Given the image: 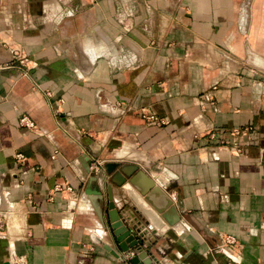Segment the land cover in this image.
Wrapping results in <instances>:
<instances>
[{
    "label": "crops",
    "instance_id": "0c3cea01",
    "mask_svg": "<svg viewBox=\"0 0 264 264\" xmlns=\"http://www.w3.org/2000/svg\"><path fill=\"white\" fill-rule=\"evenodd\" d=\"M23 114L39 134L19 126ZM83 153L101 161L94 186L152 226L158 264H228L225 236L235 264H264V0H0V219L21 201L29 233L0 232V264L10 251L27 264H131L85 193ZM126 165L155 181L172 215L111 182Z\"/></svg>",
    "mask_w": 264,
    "mask_h": 264
},
{
    "label": "water",
    "instance_id": "95a60500",
    "mask_svg": "<svg viewBox=\"0 0 264 264\" xmlns=\"http://www.w3.org/2000/svg\"><path fill=\"white\" fill-rule=\"evenodd\" d=\"M55 146L58 147L56 144ZM84 159L86 163H84ZM79 161L82 163L83 180H86L85 193L88 195L100 226L107 228L117 243L118 251L126 253L134 248L136 253L129 259L131 264H158L156 257L150 250L149 245L151 244L148 246L145 244V235L149 233L150 229L153 232L152 226L146 221L143 225L134 219L132 214L119 210L112 198L109 186L106 187L105 194L102 189L94 186L99 180L98 172L91 169L92 160L87 154L83 153L79 157ZM108 168L109 171L115 169L113 165ZM110 179L116 186H123L128 182L145 195L147 200L152 202L157 200L160 204L157 208L158 212L163 213L169 208L168 214L172 215L174 208L171 200L151 177L136 166H122L111 175ZM114 256L119 257L118 252H114Z\"/></svg>",
    "mask_w": 264,
    "mask_h": 264
},
{
    "label": "built area",
    "instance_id": "2783aa9c",
    "mask_svg": "<svg viewBox=\"0 0 264 264\" xmlns=\"http://www.w3.org/2000/svg\"><path fill=\"white\" fill-rule=\"evenodd\" d=\"M9 50H10L11 56H12L11 65L14 62H17L18 63L17 67L20 69L21 75L23 77H28V71H27V66H26L27 57H26L25 53L18 47H10ZM46 95L50 96V94L48 92H46ZM141 116L143 118H145L150 124H153V125L159 126L163 123V120L161 118H159L153 111L145 112V111L141 110ZM18 123H19V126H21L24 129L35 132L37 134L40 133L37 124L28 115H25V114L21 115L19 117ZM250 129H251L250 127H245L244 129H234V130L230 131L228 134L232 138L233 144L238 145L242 142V139H244V138L249 139L250 138V136H249V134H250L249 130ZM220 141L225 143L224 137L221 138ZM226 141H227V139H226ZM235 148L238 149V147H236V146H235ZM57 153H58V151L54 150L52 157L54 158ZM14 159H15V163L17 164L19 169H22V167H24L26 165V157L24 156V154L16 153L14 155ZM100 165H101V161L96 159L91 163V169L98 171ZM54 191L60 192V193L65 191V192L69 193L71 197L76 196L74 187L71 186L70 184L60 183L54 188ZM26 200L28 202H30L29 198H27ZM19 203H22V202L20 201ZM19 203H13L11 205V207H9V209H7V211H5L2 214L1 219H0V230H1L0 232L2 235L9 234L10 236H13V237H15V236L27 237L29 235L27 230H26V232H25V230H23L22 223L20 221V215H21V217L23 216L24 208H23V205L19 204ZM235 244H236V240L233 236L223 237L222 246L226 247V249L228 250L227 251V252H229L228 257L231 260V262H229L228 264H235L234 263L235 259L232 256V254H233L232 249H233V246ZM134 254H135V251H128V252L122 254L123 256L121 259L124 260V262H127L129 260V258L134 256ZM8 261L10 264H27L24 256H20V255L16 254L14 251L9 252Z\"/></svg>",
    "mask_w": 264,
    "mask_h": 264
},
{
    "label": "rangeland",
    "instance_id": "374dc122",
    "mask_svg": "<svg viewBox=\"0 0 264 264\" xmlns=\"http://www.w3.org/2000/svg\"><path fill=\"white\" fill-rule=\"evenodd\" d=\"M150 231H152V230L150 229Z\"/></svg>",
    "mask_w": 264,
    "mask_h": 264
}]
</instances>
